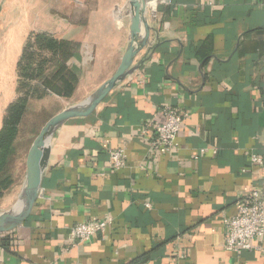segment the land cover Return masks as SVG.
<instances>
[{
    "label": "crops",
    "instance_id": "0c3cea01",
    "mask_svg": "<svg viewBox=\"0 0 264 264\" xmlns=\"http://www.w3.org/2000/svg\"><path fill=\"white\" fill-rule=\"evenodd\" d=\"M149 8L152 46L138 56L140 69L93 115L51 138L39 199L22 227L0 236V264H139L146 256L144 264H264V240L261 250H225L226 220L264 184V167L251 163L264 159V0ZM33 33L81 46L74 96L48 97L63 111L119 68L129 0L97 10L77 0H0V120L17 99V66ZM95 76L105 81L93 85ZM166 107L186 118L177 150L162 155L150 151L146 126L164 122ZM120 148L128 161L117 170L111 154ZM107 219L104 235L71 246L72 227Z\"/></svg>",
    "mask_w": 264,
    "mask_h": 264
},
{
    "label": "trees",
    "instance_id": "16d2710c",
    "mask_svg": "<svg viewBox=\"0 0 264 264\" xmlns=\"http://www.w3.org/2000/svg\"><path fill=\"white\" fill-rule=\"evenodd\" d=\"M80 44L57 39L47 33H33L29 37L17 66V99L9 105L0 131V200L13 185L9 175V160L15 152L16 139L27 116L33 96L38 99L53 95L71 99L80 81L78 69L72 61L79 57ZM149 256L141 258L144 264Z\"/></svg>",
    "mask_w": 264,
    "mask_h": 264
},
{
    "label": "water",
    "instance_id": "95a60500",
    "mask_svg": "<svg viewBox=\"0 0 264 264\" xmlns=\"http://www.w3.org/2000/svg\"><path fill=\"white\" fill-rule=\"evenodd\" d=\"M149 2L151 0H129L130 41L115 74L86 100L49 119L34 140L27 155L24 188L11 210L0 213V236L22 227L31 218L42 188L43 171L49 155L48 144L55 133L73 119L93 115L120 84L140 69L136 60L141 52L152 46L151 34L154 32L148 19Z\"/></svg>",
    "mask_w": 264,
    "mask_h": 264
},
{
    "label": "built area",
    "instance_id": "2783aa9c",
    "mask_svg": "<svg viewBox=\"0 0 264 264\" xmlns=\"http://www.w3.org/2000/svg\"><path fill=\"white\" fill-rule=\"evenodd\" d=\"M160 0H151L152 5H157ZM164 122L153 120L147 124L148 143L151 152L162 155L171 154L178 148L177 136L184 122L185 114L174 108L166 107L161 112ZM204 152V151H202ZM128 155L126 148L112 152L111 164L114 169L121 170L127 166ZM251 163L264 167V159L253 155ZM238 211L235 216L226 220L225 250L233 254L261 250L256 244L264 240V184L260 190L251 192L238 201ZM112 219L102 221H89L79 223L70 229L69 240L71 246L86 243L94 237L104 235L107 227L112 224Z\"/></svg>",
    "mask_w": 264,
    "mask_h": 264
},
{
    "label": "rangeland",
    "instance_id": "374dc122",
    "mask_svg": "<svg viewBox=\"0 0 264 264\" xmlns=\"http://www.w3.org/2000/svg\"><path fill=\"white\" fill-rule=\"evenodd\" d=\"M78 5H87L89 9L97 10L98 7H105V0H77ZM92 66L96 65L95 61L89 62ZM105 73V69L102 70ZM97 81H105V76L93 77L91 82L93 85ZM44 96L43 98H37L33 96L28 104L27 116L24 120V124L21 128V133L16 139L15 152L11 155L9 160V175L13 180V185L7 191H5V197L0 200V213L11 210V208L16 204L17 198L21 193L24 185L26 183V160L28 152L42 130L45 124L54 115L58 114L66 104L63 101L48 98ZM4 119L0 120L3 123Z\"/></svg>",
    "mask_w": 264,
    "mask_h": 264
}]
</instances>
